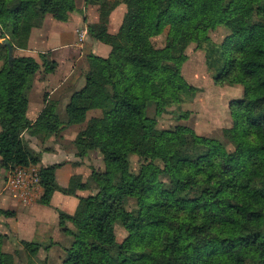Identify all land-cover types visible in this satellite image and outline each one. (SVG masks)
Here are the masks:
<instances>
[{
    "label": "trees",
    "instance_id": "trees-1",
    "mask_svg": "<svg viewBox=\"0 0 264 264\" xmlns=\"http://www.w3.org/2000/svg\"><path fill=\"white\" fill-rule=\"evenodd\" d=\"M120 4L127 11L117 34L89 26L90 37L110 46V55L93 57L95 73L64 114L49 103L28 129L46 139L86 123L90 111L101 112L75 146L80 159L100 152L104 171L93 169L89 184L73 176L62 188L56 179L61 165L40 168L42 205L49 206L55 192L98 191L81 197L73 215L61 214L76 227L64 264H264V0H117L107 2L108 10ZM73 13L75 0H0V40L9 36L15 51L25 50L47 15L68 22ZM204 16L209 26L200 24ZM170 26L166 45L156 48L153 38ZM219 27L229 31L221 45L209 36ZM193 43L217 85L244 88V98L230 104L232 127L224 130L238 146L237 157L187 126L157 133L158 122L148 115L150 106L162 113L192 89L182 66ZM0 60V167L39 166L22 135L23 107L41 67L32 57L14 54L10 61L3 43ZM44 65L46 73L56 69L54 62ZM133 155L142 159L135 179ZM155 161L163 165L158 171ZM128 200L136 201L137 214L126 208ZM246 207L260 214L247 216ZM13 214L0 209V216ZM117 225L128 235L122 243ZM24 245L33 252L37 243ZM0 264H10L1 249Z\"/></svg>",
    "mask_w": 264,
    "mask_h": 264
},
{
    "label": "crops",
    "instance_id": "crops-1",
    "mask_svg": "<svg viewBox=\"0 0 264 264\" xmlns=\"http://www.w3.org/2000/svg\"><path fill=\"white\" fill-rule=\"evenodd\" d=\"M75 1L78 13H73L68 22H61L52 15H47L43 26L32 31L28 48L15 51L18 56L34 58L41 67L31 83L23 107L26 117L24 121L26 130L22 137L29 149L40 157V164L35 167L61 165L57 170L56 179L62 188L69 186L73 176H82L83 181L86 182L91 175L87 171V165L77 156L75 146L78 134L85 128L90 118L87 116L86 123L69 126L60 135L46 139L31 136L28 129L36 123L49 103H58L60 111L66 110L72 95L82 90L87 77L96 71V64L89 57L106 58L111 53L110 46L98 42L88 35L89 26L99 22L98 11L95 8L97 0ZM114 18V13L108 18L110 28L115 23ZM123 20L124 18L121 19L120 23L118 21L119 25L116 31L109 30V32L117 34ZM88 48L91 51L90 54L87 52ZM42 55L46 56L47 62L56 63L54 72H45ZM95 112L96 114L93 116L101 115L99 111ZM0 169L3 168L0 167ZM6 174L7 170L4 174L5 177ZM4 176L3 181H0V209L11 211L14 214L6 218L5 223L10 226V230L2 232L3 235L0 234L2 236L0 242L3 241L0 243V249L9 253L6 250L8 247L6 245L12 238H16V250L22 257L25 254L30 255L24 243L35 242L39 246H35L33 249L36 250L39 259L50 264L51 259L53 260L52 257L66 253L62 241L73 240L70 235V230L74 228L73 224L64 220L61 214L73 215L79 205V197L87 196L86 192L73 190L68 195L55 192L51 204L46 206L40 203L44 194V189L41 186L30 201L24 202L12 193L8 197L5 195L7 191H3ZM49 240L53 242L52 245L47 246L48 248L39 244ZM40 260L37 264H40ZM28 263L30 264V262Z\"/></svg>",
    "mask_w": 264,
    "mask_h": 264
},
{
    "label": "rangeland",
    "instance_id": "rangeland-1",
    "mask_svg": "<svg viewBox=\"0 0 264 264\" xmlns=\"http://www.w3.org/2000/svg\"><path fill=\"white\" fill-rule=\"evenodd\" d=\"M117 1V0H97L95 3V8L98 11V19L99 22L95 25L99 28H105L111 31H116L118 28L121 19L125 17L124 13L126 11V5L120 4L114 10H108L107 2ZM114 13V21L113 27L110 28L108 19ZM107 17V19H106ZM119 21V23H118ZM211 23V18L204 16L200 20V24L202 26H209ZM172 27H168L164 33L153 38V44L156 48H163L166 45V39L168 34L171 32ZM110 33V32H109ZM87 34V32H86ZM90 36V34L88 33ZM229 35V31L226 28L219 27L216 30H212L209 33L212 41L215 44L221 45L225 42ZM10 38L9 36L7 37ZM3 40H0L2 43ZM87 52L90 54V49H87ZM16 56L17 53H14ZM186 54L189 56V59L182 66V75L192 86L191 90H186L182 93V101L179 104H175L169 108H167L164 112L158 113L156 106H150L148 110V115L151 118L157 120L156 132L160 133L164 130L173 129L178 125L187 126L192 129L197 135L205 138H212L220 141L223 146L228 151L231 157H237L239 155V149L234 140L225 137L224 130L231 128L233 124V119L230 111V104L233 101H240L244 98V88L241 85H217L214 81V77L208 72V68L206 65V56L202 50L197 49V44L193 43L186 49ZM92 62H95L93 57H89ZM46 61V58L42 59ZM47 62V61H46ZM96 64V63H95ZM3 65V61L0 60V69ZM45 72H46V66ZM103 89V88H102ZM59 107V106H58ZM60 113L64 114L65 110L60 111ZM100 112V111H99ZM101 113V112H100ZM95 111H90L88 114V118H93L95 116ZM87 125V124H86ZM85 125V126H86ZM1 131V127H0ZM85 165H87L88 173H91L93 169L98 171L105 170V164L102 157V154L98 151H92L90 154L81 159ZM131 160V174L130 178L135 179L139 173L141 168L142 159L138 155H133L130 157ZM162 163L160 161H155L154 167L155 170L158 171L162 168ZM40 170V168H38ZM91 170V171H90ZM6 170L0 169V181H3V176ZM5 177V176H4ZM82 177V176H81ZM89 179L85 182L89 184ZM6 181V177L4 179ZM4 191V189H3ZM81 191V190H80ZM88 197L90 195H97V190H84ZM6 193V194H5ZM4 194L8 197L11 195L10 192H5ZM14 196H16L14 194ZM81 197H79L80 200ZM20 200L24 201L22 198ZM25 202V201H24ZM100 201H96V205L99 206ZM126 208L134 213H138V206L135 200H128L126 204ZM77 210V209H76ZM76 212V211H75ZM245 214L250 217H256L260 214V211L255 208L246 207ZM10 216H0V234L5 230H10V226L5 223L6 218ZM4 218V219H3ZM73 229L71 232L76 231V227L73 224ZM117 239L119 243H122L127 238V232L123 229L121 225H117L116 227ZM3 235V234H1ZM72 237V235H71ZM73 238V237H72ZM16 238H12L11 241L6 245V250L9 252L10 256V264H37L39 262V256H37V252L33 249L26 248L30 255H19V251L16 250L15 245ZM1 241L0 243H2ZM52 240L50 241H42L41 246L44 248H48L47 246L52 245ZM73 243V240L66 239L62 241L63 249L70 248ZM138 244V243H137ZM139 247V244L137 245ZM37 246H39L37 244ZM27 252V254H28ZM66 252V250L64 251ZM35 253V254H34ZM67 257V253L62 255L58 254L51 259L50 264H64V261ZM39 259V260H38ZM23 260V261H21ZM40 264H49L47 261L40 260ZM29 264V263H28Z\"/></svg>",
    "mask_w": 264,
    "mask_h": 264
},
{
    "label": "built area",
    "instance_id": "built-area-1",
    "mask_svg": "<svg viewBox=\"0 0 264 264\" xmlns=\"http://www.w3.org/2000/svg\"><path fill=\"white\" fill-rule=\"evenodd\" d=\"M39 187H41V177L37 167H15L7 170L4 191L28 202Z\"/></svg>",
    "mask_w": 264,
    "mask_h": 264
},
{
    "label": "water",
    "instance_id": "water-1",
    "mask_svg": "<svg viewBox=\"0 0 264 264\" xmlns=\"http://www.w3.org/2000/svg\"><path fill=\"white\" fill-rule=\"evenodd\" d=\"M2 43L7 45L9 49V59L11 61L14 58V53H15L14 46L11 44V42L8 39L3 40Z\"/></svg>",
    "mask_w": 264,
    "mask_h": 264
}]
</instances>
